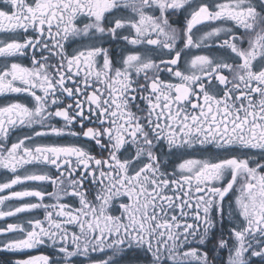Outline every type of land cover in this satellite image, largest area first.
Masks as SVG:
<instances>
[{"label": "snow or ice", "instance_id": "6c2138e0", "mask_svg": "<svg viewBox=\"0 0 264 264\" xmlns=\"http://www.w3.org/2000/svg\"><path fill=\"white\" fill-rule=\"evenodd\" d=\"M3 2L0 33L12 38L0 39V96L31 103L0 106V170L12 174L0 182V220L40 209L44 219L0 227L11 237L0 250L47 245L57 264L90 253L103 254L92 264H120L126 252L143 264H218L213 253L227 250L226 264H264V0ZM181 12L178 30L170 17ZM121 41L117 64L104 44ZM69 42L78 45L71 53ZM201 47L218 52L192 55L182 70ZM29 56L31 67L13 59ZM18 128L32 132L9 146ZM66 137L75 139L58 142ZM178 150L169 170L165 157ZM230 192L229 230L217 237Z\"/></svg>", "mask_w": 264, "mask_h": 264}, {"label": "flooded vegetation", "instance_id": "af4514ba", "mask_svg": "<svg viewBox=\"0 0 264 264\" xmlns=\"http://www.w3.org/2000/svg\"><path fill=\"white\" fill-rule=\"evenodd\" d=\"M29 2H32V0H29ZM206 3H210L213 6L216 3H224L227 2V0H205ZM0 10H8V6L4 4L3 0H0ZM185 13L181 12L177 15H173L170 17V22L174 27H176L178 30L183 29L186 26V21H185ZM230 23V22H229ZM203 31V26H197V28L193 29V33L198 37ZM236 31H239L236 29ZM34 35L31 30L27 34L20 32L15 36L16 39H23L25 36H32ZM12 38L10 34L8 33H0V39H10ZM123 44V41H121L119 44L116 43H105L104 46L109 49L110 53V58L117 62L119 64V58H120V53H121V45ZM246 46V42H245ZM78 45L74 42H69L68 47H67V52L71 53L74 51L75 48H77ZM130 47V46H129ZM147 47V46H146ZM178 48H183V41L179 40L177 43ZM218 50L215 47H201L199 49H192L191 54L185 56L184 58L181 59L179 62V67L184 70L185 69V59H190L192 55H216ZM147 55H152L156 60H159V55L156 52H151V53H146ZM16 59L18 62L22 63L24 66L31 67V60L30 56L29 57H17L13 58ZM5 61L0 58V67H3ZM100 63L102 64V58H100ZM160 77L164 81H172L175 82V78L170 76L166 71L160 72L159 73ZM141 82H143V77H140ZM15 101H20V102H25V103H31V98L27 97L25 95H18V94H7L0 96V106H5L8 103L15 102ZM68 101L67 99L65 100V104H67ZM138 103L141 104L143 107V102L138 101ZM135 111L136 109L133 108ZM57 126L62 127L63 126V121H56ZM36 130H41L39 125L34 126ZM75 130L79 131V124L75 126ZM32 132V129L28 128H18L16 129L13 133L10 134V139L8 141V145L10 146L11 142H15L17 139L21 138L22 136L26 134H30ZM55 140L56 138H52ZM75 138L73 137H66L63 139H60L58 142L60 143H68L73 141ZM90 146L94 147V143L89 142ZM165 147V151H166ZM186 154L191 153L193 155H201L199 152H193V150H183ZM94 154H99V150L96 149V152ZM181 152L178 150L177 155L175 157H165V159H170L173 160L174 163L169 167V170H171V167H174L175 162H178L179 157H180ZM204 155H209L208 153H205ZM257 158H261L259 153L255 154ZM262 162H264V159H262ZM11 173L5 172L4 170H0V182H3L9 178H11ZM89 185H85V187H88ZM47 191H52L51 186L49 185L47 187ZM6 194V193H0V195ZM238 193L235 192H230L228 196L225 197L224 200V209H225V221L223 228L220 227L219 224H217L216 229L214 230L217 237L219 234L223 231L225 234H227L229 230V220L231 219L228 216V212L233 210L235 208V197ZM68 202L73 204L74 206L78 207V200L76 198H67ZM46 202L52 203L54 201L48 200L46 198ZM118 208V205L116 206ZM113 212L116 211V208L112 209ZM27 218H38L43 220L44 219V210L40 209L35 213H24L21 214L20 217H13V218H7L6 220H0V227L6 226V223L8 222H23ZM25 227H28L27 224H25ZM71 230V226H69ZM18 235V234H17ZM11 238L10 236H0V242ZM200 247H205V246H200ZM207 248L211 249L213 247L212 243H209L206 245ZM218 261H224L226 264L227 261V250H221L219 253H213ZM37 255H48L53 264H57V257L58 254L56 253L55 249L52 247H49L47 245H38L36 248L31 249V250H25V251H20V252H8V251H3L0 250V264H15L16 260H22V259H27L31 256H37ZM103 254L101 253H90L89 257H75L73 258L75 261V264H92V261L96 259H100ZM120 260V264H143V257L137 256L133 252H126L122 257L118 258ZM253 261H255V264H259V258H252Z\"/></svg>", "mask_w": 264, "mask_h": 264}]
</instances>
